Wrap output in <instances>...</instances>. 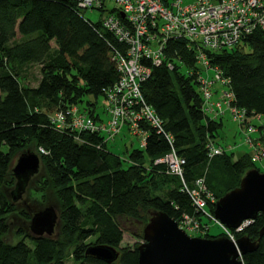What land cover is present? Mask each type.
<instances>
[{
  "label": "trees",
  "instance_id": "16d2710c",
  "mask_svg": "<svg viewBox=\"0 0 264 264\" xmlns=\"http://www.w3.org/2000/svg\"><path fill=\"white\" fill-rule=\"evenodd\" d=\"M124 49L101 21L83 15L76 0H0V264H65L69 259L73 264H108L85 254V241L93 236L95 244L119 249L118 259L110 264H137V245L119 248L124 233L121 219L136 222L133 236L142 238L152 210L177 222L183 214L199 216L182 190V179L167 173L164 164H154L171 149L185 160L183 181L191 187L204 177L216 199L238 186L247 170L261 171L248 153L234 157L223 146L221 154L208 157V141L219 136L223 123L203 109L195 50L182 39L166 43L165 56L178 58L172 69L164 62L158 66L144 62L151 73L141 82V91L162 121V131L140 122L148 134L144 148L130 149L126 160L108 147L100 133L56 129L49 115L74 105L102 119L93 112L95 101L117 80L114 54ZM207 54L210 66L230 79L232 104L264 118V29ZM28 64L40 65L35 87L23 86L19 78L20 68ZM86 97L94 101L85 102ZM83 103L91 107H81ZM255 128L264 138L261 126ZM31 143L47 152L39 154L48 178L42 186L51 184L59 201L61 234L58 239L29 237V244L23 239L10 244L4 235L7 216L15 206L2 187L16 179L10 168L12 156ZM161 186L168 187L165 196L156 194ZM13 192L17 195V187ZM213 208L209 205L208 210ZM263 224L259 214L238 237L257 240ZM219 235L223 233L202 237ZM241 260L264 264V235Z\"/></svg>",
  "mask_w": 264,
  "mask_h": 264
},
{
  "label": "built area",
  "instance_id": "2783aa9c",
  "mask_svg": "<svg viewBox=\"0 0 264 264\" xmlns=\"http://www.w3.org/2000/svg\"><path fill=\"white\" fill-rule=\"evenodd\" d=\"M108 3L113 4L107 7ZM76 5L81 10L103 11L108 8L101 20L102 26L125 49L115 51L119 76L112 86L103 90L106 102L103 114L106 118H95L74 105L49 115L56 129L100 133L106 144L126 129L132 136L140 137V147L144 148L148 134L140 126L142 120L162 131L161 119L146 104L141 91V82L151 73V67L144 62L150 61L154 66L164 62L172 69L178 58L174 56L169 60L164 53L170 39H182L188 48H194L201 71L197 79L203 109L211 118L217 119L223 112H228L233 121L246 126L251 132L257 129L247 122L250 123L252 118L264 121L262 115L254 112L248 115L245 109L232 104L235 95L230 79L210 66L207 54L234 46L254 30L264 29V0H76ZM209 68L215 70L214 76L204 77L203 72ZM217 85L221 88H216ZM168 140L171 142L172 137L168 136ZM245 142L250 147L251 161L260 162L264 156L263 144L248 137ZM207 147L209 158L222 153V148L216 146L214 140H209ZM38 153L47 154L41 147ZM184 163V158L178 156L174 149L154 159V164H164L167 173L182 179V190L189 195L199 213L198 217L183 214L177 222L178 226L202 237L209 229V222H213L220 227L223 235L235 242L237 233L253 219H246L232 229L221 223L213 211L208 210L217 199L206 187L204 177H198L191 187L183 181Z\"/></svg>",
  "mask_w": 264,
  "mask_h": 264
},
{
  "label": "water",
  "instance_id": "95a60500",
  "mask_svg": "<svg viewBox=\"0 0 264 264\" xmlns=\"http://www.w3.org/2000/svg\"><path fill=\"white\" fill-rule=\"evenodd\" d=\"M123 16V14H121ZM41 159L35 152L18 156L11 168L17 183V192L25 186L22 179L36 173ZM17 195L13 192V197ZM214 216L228 228H236L246 219L264 217V172L257 168L247 170L238 186L227 191L214 203ZM142 228L143 241L137 245V264H243L241 256L253 251L264 235V224L257 240L241 235L231 241L225 235L216 237L190 236L176 220L161 210H152ZM59 215L48 206L33 214L30 231L34 237H50ZM85 254L105 263L115 262L119 249L106 244H91Z\"/></svg>",
  "mask_w": 264,
  "mask_h": 264
},
{
  "label": "rangeland",
  "instance_id": "374dc122",
  "mask_svg": "<svg viewBox=\"0 0 264 264\" xmlns=\"http://www.w3.org/2000/svg\"><path fill=\"white\" fill-rule=\"evenodd\" d=\"M112 4L113 3H108L107 7L111 6ZM106 9L107 10H103V11L86 9L83 10V15L87 19L93 22H99L107 14V11L109 9L108 8ZM52 46L53 48H55L53 43ZM214 74H215V70L213 68H209L207 69V71L203 72V76L209 78L213 77ZM19 78L23 86L26 87L37 86L41 78L40 65L28 64L22 66L20 68ZM216 88H221V87L217 85ZM215 95H217V93ZM87 98L89 97L85 98V102ZM89 99H91V101H94V99H92L91 97ZM84 105L85 108L87 109L91 107L87 105V103L80 104L81 107H83ZM105 106H106V102L103 96H100L95 101V107L93 108V112L98 113L101 116H104L103 111H105ZM84 112H88V111L84 110ZM219 117H221L223 126L222 129L220 130L219 136H217L214 139L216 146L220 148H222L221 146H223L229 152H233L234 157H237L238 154H242V153L249 154L250 147L245 142L246 137H248L250 139L252 138L255 142H259L263 144L262 147L264 152V138H262L260 132L249 131L248 129H246V126H243L242 124H238L237 122L233 121L228 112H223L217 118ZM263 122L264 121L260 119L252 118L250 120V123L247 122L246 124H251L254 125L255 127L260 125L261 128L258 130L262 131L264 130ZM260 123L263 124V126ZM107 145L114 153H117L122 158H125L128 156V152L130 151V149L140 146V137L137 135L132 136L126 131V129H123V131L115 138V140L109 142ZM38 150L39 148L36 147L34 143H31L27 148L18 151L15 155L12 156V160L10 162V168H12L16 164V160L18 156H20L21 154L28 152L36 153L38 152ZM256 164L257 167L261 170V172H264V156L261 159V161ZM45 179L48 180L45 171V166L43 163H40L39 169L36 173L30 175L27 178V180L22 179L21 183L24 184L25 182V186L21 190H18L17 196L15 198L13 197V190H15V188L17 187L16 179L13 180L12 185H6L2 187V190L4 191L6 197L9 200H11L15 206V211L7 216L6 222L8 225V229L6 234L4 235L5 242L10 244H15L19 240L23 239L25 240L26 243L29 244V239H30L29 237H34L29 227L31 223V217L33 216L34 213L43 210L45 207L48 206L54 207L57 211V214L60 215L59 201L55 195L52 185L49 184L48 186H42V182ZM167 190L168 187L161 186L156 190V194L165 196ZM120 225L124 229V233L119 248L122 247L132 248L143 241L142 238L133 236V232H136V230H138L136 222L131 221L129 219L127 220L121 219ZM61 226H62V222L59 218V220L55 225L54 232L50 236L51 238L58 239L60 237ZM220 232L223 233V231L220 229V227L217 224L213 222H209V229L205 233H211L212 235H217ZM240 232L238 233L240 234ZM187 233L190 236H199L198 234H194L188 231ZM238 233H237V237H238ZM94 240L95 237L93 236L88 238L85 241V243L87 245H91L94 243ZM64 263L73 264L70 259L66 260Z\"/></svg>",
  "mask_w": 264,
  "mask_h": 264
},
{
  "label": "crops",
  "instance_id": "0c3cea01",
  "mask_svg": "<svg viewBox=\"0 0 264 264\" xmlns=\"http://www.w3.org/2000/svg\"><path fill=\"white\" fill-rule=\"evenodd\" d=\"M104 112V111H103ZM104 115V114H103ZM101 118H103V119H105L106 118V116L104 115V116H101ZM127 131V130H126ZM38 155H39V153L38 152H36Z\"/></svg>",
  "mask_w": 264,
  "mask_h": 264
}]
</instances>
